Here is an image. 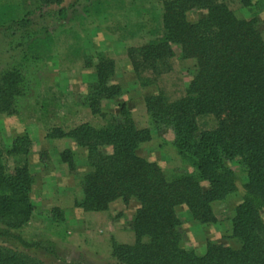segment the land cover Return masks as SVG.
Returning <instances> with one entry per match:
<instances>
[{
  "label": "trees",
  "instance_id": "trees-1",
  "mask_svg": "<svg viewBox=\"0 0 264 264\" xmlns=\"http://www.w3.org/2000/svg\"><path fill=\"white\" fill-rule=\"evenodd\" d=\"M238 1L252 6L251 0ZM44 3L59 4L60 0ZM162 9V39L130 49L128 58L136 75L141 63L155 65L172 57L171 44L180 46L184 59L195 61L185 97L172 103L161 95L145 99L152 123L172 131L176 150L193 162L195 176L166 177L156 164L137 156L136 149L151 140V133L137 128L125 105L102 128L83 124L67 133L55 128L46 138L70 139L87 150L89 171L80 179L83 198L77 207L102 212L117 199L127 203L134 198L138 203L131 224L134 244H112L111 256L118 263L264 264V41L257 20L238 19L223 0H164ZM191 10L205 15L190 23L186 13ZM15 23L20 29L27 26L25 19L11 21ZM93 67L96 82L86 100L91 112L98 114L100 101L115 97L120 88L109 85L112 61L100 58ZM21 83L17 70L0 75V114L15 113ZM206 115L215 117L217 126L201 131L196 119ZM30 146L26 136L16 137L10 153L28 154ZM234 158L240 159L247 172L244 198L231 226L232 237L241 246L231 250L208 243L205 254L197 256L180 246L181 221L175 207L185 205L201 224L214 223L211 204L236 191L235 177L226 166ZM61 160L74 171L72 152L64 151ZM200 181L208 184L207 190ZM31 185L27 162L11 174L0 163V240L4 243L17 241L24 248L31 247L15 234L33 210ZM0 264L38 263L0 246Z\"/></svg>",
  "mask_w": 264,
  "mask_h": 264
},
{
  "label": "rangeland",
  "instance_id": "rangeland-1",
  "mask_svg": "<svg viewBox=\"0 0 264 264\" xmlns=\"http://www.w3.org/2000/svg\"><path fill=\"white\" fill-rule=\"evenodd\" d=\"M163 1L60 0L59 4H45L44 0H2L0 75L17 70L22 83L21 94L14 100L15 113L0 114V163L11 174L27 162L33 210L15 233L31 247L3 240L0 246L38 264H120L111 256L112 244L135 242L131 224L138 203L134 198L127 203L117 199L102 212H85L75 205L83 198L80 179L89 171L87 150L70 139L46 138L52 129L67 133L83 124L99 129L125 105L137 128L151 133V140L136 149L137 156L156 164L166 177L195 176L193 162L176 150L172 131L154 125L145 107L149 96L161 95L168 103L185 97L195 61L184 59L180 46L171 44L172 57L155 65L141 63L136 75L128 58L130 49L162 39ZM251 2L252 6L244 7L238 0H223L238 19L255 17L264 41V0ZM204 15V11L191 10L186 20L196 23ZM21 19H25V28L11 24ZM100 58L113 62L109 85L120 90L115 97L102 99L100 113L94 114L86 99L96 82L93 66ZM196 122L203 131L215 129L218 121L206 115ZM19 136L31 142L28 154L10 153ZM66 150L73 154V172L61 160ZM226 166L235 177L236 191L211 204L214 223L201 224L185 205L175 207L181 221L180 246L197 256L205 254L208 243L231 250L241 246L232 237L231 226L244 198L247 172L239 158L227 161ZM200 186L208 189L206 182L200 181Z\"/></svg>",
  "mask_w": 264,
  "mask_h": 264
}]
</instances>
